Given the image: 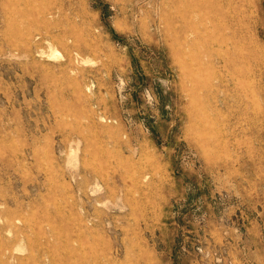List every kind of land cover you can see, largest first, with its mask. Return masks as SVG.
Segmentation results:
<instances>
[{"label": "rangeland", "instance_id": "obj_1", "mask_svg": "<svg viewBox=\"0 0 264 264\" xmlns=\"http://www.w3.org/2000/svg\"><path fill=\"white\" fill-rule=\"evenodd\" d=\"M0 264H264V0H0Z\"/></svg>", "mask_w": 264, "mask_h": 264}]
</instances>
